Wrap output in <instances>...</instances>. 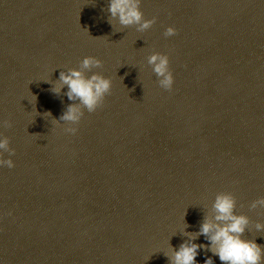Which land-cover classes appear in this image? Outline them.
<instances>
[{
  "label": "water",
  "instance_id": "1",
  "mask_svg": "<svg viewBox=\"0 0 264 264\" xmlns=\"http://www.w3.org/2000/svg\"><path fill=\"white\" fill-rule=\"evenodd\" d=\"M107 6L0 0V134L14 153L0 154L14 163L0 168V264H169V239L187 240L185 222L197 233L219 193L264 250V209L249 207L264 198V0H139L155 20L143 32L109 25ZM153 53L169 59L171 90ZM86 56L101 67L85 76L110 91L54 124L70 101L50 89Z\"/></svg>",
  "mask_w": 264,
  "mask_h": 264
},
{
  "label": "clouds",
  "instance_id": "2",
  "mask_svg": "<svg viewBox=\"0 0 264 264\" xmlns=\"http://www.w3.org/2000/svg\"><path fill=\"white\" fill-rule=\"evenodd\" d=\"M139 0H108V23L115 20L122 27L137 26V31L148 30L153 23L145 20L139 10ZM163 35L172 37L176 35L173 27L165 29ZM147 63L152 66V71L158 78L159 87L171 90L174 80L169 69V59L166 55L153 53L148 57ZM101 67L100 60L86 56L79 65V70L69 69L60 71L56 86L51 87V92L58 96L62 89L66 88L64 95L70 103L58 119H52V123L63 122L69 125L77 124L84 112L92 113L101 106L105 96L111 88V81L102 75L93 73L85 76L86 71H92ZM45 83H50L44 81ZM53 84V83H50ZM35 99L36 97L33 96ZM44 116L51 117L50 112ZM68 133H75L74 127L65 129ZM14 153L9 148V139L0 134V154ZM14 167L12 159H0V168ZM250 209H264V198L254 200ZM211 217L205 216L200 223L199 230L195 234L184 231L188 227L185 222L181 233L187 237L177 249H173L168 241L170 254L164 253L169 264H197V256L200 252L211 253L204 258V264H214L212 257H217L220 264H264V250L255 243V239H244L243 236L249 228V218L246 215L236 214V201L230 193H219L212 201ZM186 214V213H185ZM183 216V219L185 217ZM257 232H264V225L255 224ZM174 236V235H173ZM204 237L207 243H195L199 237Z\"/></svg>",
  "mask_w": 264,
  "mask_h": 264
}]
</instances>
